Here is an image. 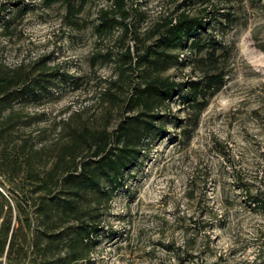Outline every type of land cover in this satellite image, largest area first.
Segmentation results:
<instances>
[{"label":"rangeland","instance_id":"rangeland-1","mask_svg":"<svg viewBox=\"0 0 264 264\" xmlns=\"http://www.w3.org/2000/svg\"><path fill=\"white\" fill-rule=\"evenodd\" d=\"M126 4L125 22L141 38L150 26L180 11L221 15L230 6L237 22L224 33L213 32L222 46V89L209 99L189 137H183L180 131L191 118L186 89L180 86L163 111L169 120L165 134L142 152L101 210L89 264H258L259 257L264 260V210L247 208L240 187L264 191V0ZM105 12L121 20L112 0H88L75 17H65L58 2L0 0L1 71L22 65L55 74L53 87L17 100L5 113L13 122L12 139L26 140L45 161L61 151L67 122L111 130L125 113L119 104L127 95L124 80H136L131 70L118 82L112 101H103L102 94L122 71L121 55L129 49L135 57L141 42L133 33L124 36L119 26L95 30ZM199 75L187 65L164 73L180 84ZM12 188L0 174V193L13 208L15 223L17 190Z\"/></svg>","mask_w":264,"mask_h":264},{"label":"trees","instance_id":"trees-1","mask_svg":"<svg viewBox=\"0 0 264 264\" xmlns=\"http://www.w3.org/2000/svg\"><path fill=\"white\" fill-rule=\"evenodd\" d=\"M44 1L62 4L65 17H75L88 0ZM209 1L188 0L190 5ZM126 2L112 0L121 20L105 12L95 28L103 33L119 26L124 36L133 33L141 42L135 57H130L129 49L121 55L129 61H118L122 71L117 79L108 82L102 94L103 101H112L115 87L121 86L118 82L125 71L131 70L136 80H124L127 95L119 105L126 110L111 130L84 125L79 128L67 122L61 133V151L45 161L41 153L26 145V140L12 139L13 122L5 113L13 110L17 100L33 98L53 87L51 75L55 74L41 72L42 69L25 70L22 65L12 72L0 69V174L13 185V192L17 190L15 223L13 208L0 193V260L4 258L5 264H89L101 228V210L113 192L125 184V175L138 165L142 152L165 134L169 120L163 111L180 86L186 89L184 104L191 118L189 127L180 132L189 137L209 99L224 85L225 74L218 66L222 46L213 32L224 33L236 24L230 6L221 15L206 9L197 15L180 11L150 26L141 38L125 22L130 14ZM133 12L137 18L140 16L137 8ZM178 65L198 70L199 79L180 84L164 76ZM240 190L247 208L264 210L262 189L242 185ZM258 264H264L261 257Z\"/></svg>","mask_w":264,"mask_h":264}]
</instances>
